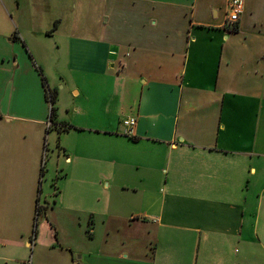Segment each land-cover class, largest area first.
<instances>
[{
    "label": "crops",
    "instance_id": "obj_1",
    "mask_svg": "<svg viewBox=\"0 0 264 264\" xmlns=\"http://www.w3.org/2000/svg\"><path fill=\"white\" fill-rule=\"evenodd\" d=\"M228 1L0 0V264L49 247V264L264 255V0H241L234 30Z\"/></svg>",
    "mask_w": 264,
    "mask_h": 264
},
{
    "label": "rangeland",
    "instance_id": "obj_2",
    "mask_svg": "<svg viewBox=\"0 0 264 264\" xmlns=\"http://www.w3.org/2000/svg\"><path fill=\"white\" fill-rule=\"evenodd\" d=\"M77 1L78 0H76V2ZM23 52L24 51L22 50L21 53H23ZM26 58L29 61V63L26 62V65L30 67L31 74L35 77V75H37L35 73V67L36 66H34L33 62L29 60L28 56H26ZM32 69H34V72H32ZM27 75H28V77L25 78V81H24L22 89L24 91L25 104H27V106H29V105H33L35 103L36 92H34L35 86L32 83L33 80H30V76H31L30 72H28ZM42 75H44L45 79L48 80L49 82H54L56 84L59 82V81H57L56 78H53V74L45 67V65L42 67ZM54 75H56V74L54 73ZM76 80H77V78H76ZM83 80L84 79H79L76 83L81 88H84L85 91H89L90 93H92V92H96L97 93V91L103 90L104 87H107L109 85L108 83L104 82L99 87H97L95 89L94 87L88 86V84L85 83ZM49 85H51L50 88L53 87L52 84H49ZM62 86H63V89H60ZM66 86L67 87H65V83L61 82L59 85L54 87V89H51V92L55 91V92H58L61 95H63V97H64L63 101H65V105H69V103L72 102V100H74L73 98L76 97V95L75 96H71L69 94V90L73 87L72 84L70 86H68V85H66ZM38 99H39V97H38V92H37V102H38ZM55 106H56V104H55ZM67 116H70V114L67 115ZM46 148H47V151L44 152V154H42V153L41 154H42V158L44 156V159H43V172H46V174H47V172L49 170L48 167H49V163L51 161V157H53V156L55 157V153L57 151V150H55V145H54V142L52 141V138L48 139ZM62 158L63 157H60V159L57 161L58 167H59V165H62V163H61ZM55 159H57V158L55 157ZM54 170L55 169H53V171ZM46 186H48V187L50 186L49 187L50 191L53 190V187L51 185H49L48 182L47 183L45 182L44 185H43L42 194L40 195L41 196V200H44V197H46V191H47ZM47 197H49V195ZM34 208H35V206H34ZM41 212H42V209L39 208L38 213H41ZM39 224L40 223L37 222L36 227H35V223H34V220H33L32 229H31L32 230L31 237H33V236L35 237L40 232L42 227ZM50 240L51 239H49V241ZM49 241L48 242L45 241V244L47 245V243H50ZM35 251H34V253L31 252V255L28 258V263H26V264H42V261H45L46 264H49V259L51 258V256H54V254H56L55 251H51L50 250V247L46 248L45 250H41V252H44V253H42V256H40L39 254H36ZM45 253H47L49 255L44 257ZM225 254H229L230 255L231 254L230 250L225 251ZM251 254L252 255L250 256V258L248 260H246V264H248V263L249 264H264V255L262 257H260V256H256L255 252H252Z\"/></svg>",
    "mask_w": 264,
    "mask_h": 264
},
{
    "label": "built area",
    "instance_id": "obj_3",
    "mask_svg": "<svg viewBox=\"0 0 264 264\" xmlns=\"http://www.w3.org/2000/svg\"><path fill=\"white\" fill-rule=\"evenodd\" d=\"M243 11V2L241 0H229L226 5V18H225V27L234 30L236 24L239 21L240 15ZM135 119L128 118L122 121V125L128 129L127 134H132V129L135 126ZM39 206L37 207V218L40 213H38Z\"/></svg>",
    "mask_w": 264,
    "mask_h": 264
},
{
    "label": "trees",
    "instance_id": "obj_4",
    "mask_svg": "<svg viewBox=\"0 0 264 264\" xmlns=\"http://www.w3.org/2000/svg\"><path fill=\"white\" fill-rule=\"evenodd\" d=\"M55 27V26H54ZM23 44V43H22ZM23 46H24V44H23ZM30 57V56H29ZM30 59H31V57H30ZM47 99H48V103H49V105H50V120H52L54 117H55V108H54V106H53V104L55 103V98H54V96L52 95V94H48V96H47ZM69 128H71V126H65V125H61L60 127H59V130L60 131H66V130H68Z\"/></svg>",
    "mask_w": 264,
    "mask_h": 264
}]
</instances>
